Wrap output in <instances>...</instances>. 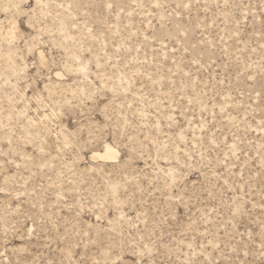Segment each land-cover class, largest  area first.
Returning a JSON list of instances; mask_svg holds the SVG:
<instances>
[{"label":"rangeland","instance_id":"rangeland-1","mask_svg":"<svg viewBox=\"0 0 264 264\" xmlns=\"http://www.w3.org/2000/svg\"><path fill=\"white\" fill-rule=\"evenodd\" d=\"M0 264H264V0H0Z\"/></svg>","mask_w":264,"mask_h":264},{"label":"bare ground","instance_id":"bare-ground-1","mask_svg":"<svg viewBox=\"0 0 264 264\" xmlns=\"http://www.w3.org/2000/svg\"><path fill=\"white\" fill-rule=\"evenodd\" d=\"M39 55L42 58L44 57L43 50H39ZM93 153H94L93 155L94 158L99 157L107 160L116 159L119 155V151L110 143H106L103 151H94Z\"/></svg>","mask_w":264,"mask_h":264}]
</instances>
